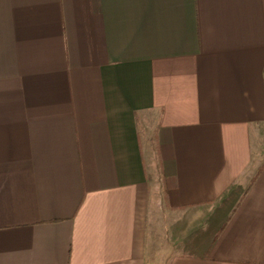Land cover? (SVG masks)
<instances>
[{
    "label": "crops",
    "instance_id": "0c3cea01",
    "mask_svg": "<svg viewBox=\"0 0 264 264\" xmlns=\"http://www.w3.org/2000/svg\"><path fill=\"white\" fill-rule=\"evenodd\" d=\"M0 264H264V0H0Z\"/></svg>",
    "mask_w": 264,
    "mask_h": 264
}]
</instances>
